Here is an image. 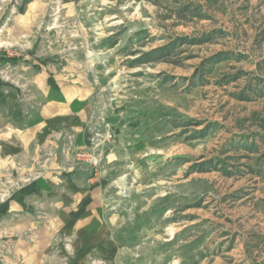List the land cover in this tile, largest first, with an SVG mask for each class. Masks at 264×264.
I'll use <instances>...</instances> for the list:
<instances>
[{
    "label": "rangeland",
    "instance_id": "rangeland-1",
    "mask_svg": "<svg viewBox=\"0 0 264 264\" xmlns=\"http://www.w3.org/2000/svg\"><path fill=\"white\" fill-rule=\"evenodd\" d=\"M216 1L0 0V264H264V91ZM50 77L83 136L3 155Z\"/></svg>",
    "mask_w": 264,
    "mask_h": 264
},
{
    "label": "crops",
    "instance_id": "crops-1",
    "mask_svg": "<svg viewBox=\"0 0 264 264\" xmlns=\"http://www.w3.org/2000/svg\"><path fill=\"white\" fill-rule=\"evenodd\" d=\"M224 2L223 0H217V7L220 8V10L215 9L214 12L229 14L240 11L243 15L242 23L236 24L239 28H235V26L231 24L232 30H230L231 27L229 26L224 29L228 30L229 33H233L240 29L242 60L245 63L247 62L248 65L246 75L249 76V78L252 76L255 77V75L261 77L263 80L260 78V80H258L257 78L256 81L253 77V82L251 83L257 85V88L264 91V75L259 73L264 64V0H233L232 3L226 0L225 4ZM255 15H258L257 21L255 20ZM216 31L218 32L219 29H216ZM48 84L49 85L45 87L39 86V90L36 89L37 91L35 93L37 95L41 96L43 93L47 97L43 104L37 107V112H35L33 116L25 121L16 117L12 119L11 122L5 124V128L2 131L4 143L3 155L7 157L15 156L18 158H25L28 154L30 145L36 146L41 142L45 143L49 141L47 137L51 135L52 131H68L71 128L77 130L75 134L80 131V135L83 136L84 133L82 130H79V127L82 124L81 120L84 121L86 118L83 119L81 116L83 104L78 100L81 98L79 91L83 88L73 84L66 87L67 85L63 81L61 82L59 79L56 81V79L53 80L51 77L48 80ZM77 136L78 134H76V137ZM247 142L250 143L249 139ZM256 142L258 141L256 140ZM43 185H45L43 182L36 181L32 183L33 189L30 188L31 190L28 188V185L26 189L28 188L31 192L28 195L30 196L33 192V197L36 195L39 196ZM28 195H25V193L23 195L22 191H19L17 193V202L15 200H9L8 202V212L11 213V215H17L18 225L23 228L26 225L28 226L32 221L31 219H27L24 214V209L27 206L24 199ZM83 200L86 201L87 198ZM246 259H244L241 264H247L245 263ZM239 260L242 261V257L241 259L237 258V261Z\"/></svg>",
    "mask_w": 264,
    "mask_h": 264
}]
</instances>
